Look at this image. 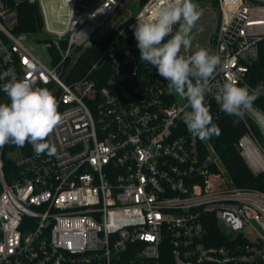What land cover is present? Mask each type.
<instances>
[{
    "label": "built area",
    "instance_id": "2783aa9c",
    "mask_svg": "<svg viewBox=\"0 0 264 264\" xmlns=\"http://www.w3.org/2000/svg\"><path fill=\"white\" fill-rule=\"evenodd\" d=\"M123 1L0 0V72L58 84L63 106L46 138L53 154L37 155L30 144L6 169L0 152V264H164L169 257L173 264H264V193L233 186L209 140L188 132L179 113L187 102L140 60L132 26L156 0L114 37L99 39L106 45L86 75L61 81ZM23 4L38 7L39 38L17 32ZM217 6L211 45L222 67L205 104L221 128L228 114L215 89L232 80L257 91L234 143L257 176L264 173V0ZM29 40L47 44L51 66ZM32 63L43 68L26 72Z\"/></svg>",
    "mask_w": 264,
    "mask_h": 264
},
{
    "label": "clouds",
    "instance_id": "9594fccd",
    "mask_svg": "<svg viewBox=\"0 0 264 264\" xmlns=\"http://www.w3.org/2000/svg\"><path fill=\"white\" fill-rule=\"evenodd\" d=\"M201 15L194 0H156L150 13L137 15L132 30L141 62L154 66L167 81L169 93L187 102L179 113L188 132L203 141L221 134L205 98L212 92L211 80L222 67V59L204 47L181 54L192 49L191 33ZM174 26L178 27L174 30ZM42 68L32 63L25 71L36 73ZM0 81H4L0 91L8 99L0 103V148L29 143L37 155L53 154L55 149L46 138L61 120L54 94L47 87L36 86L33 79L18 78L11 68L0 72ZM214 98L221 111L242 119L253 109L258 93L229 80L215 89Z\"/></svg>",
    "mask_w": 264,
    "mask_h": 264
},
{
    "label": "trees",
    "instance_id": "16d2710c",
    "mask_svg": "<svg viewBox=\"0 0 264 264\" xmlns=\"http://www.w3.org/2000/svg\"><path fill=\"white\" fill-rule=\"evenodd\" d=\"M147 0L140 1V8ZM217 1L215 8L217 9ZM43 20L38 10V7L30 4H23L19 8V24L17 32L29 34L39 38L42 34ZM106 45L105 41H100L92 47L80 60L78 65L72 71L68 83L79 79L86 75L87 70L98 59L101 51ZM264 61V58H263ZM47 87L49 90L51 86H39ZM0 97H6L4 93H0ZM58 102V112L61 113L62 104L59 103V94L55 95ZM7 98V97H6ZM221 134L219 136H212L209 140L216 152L221 156L225 171L229 178L233 182V186L241 189H253L259 190L264 193V173L255 176L244 163L240 154L236 150L234 143L244 133V127L240 121V118L227 115L222 123ZM30 151V144L26 143L23 147H17L13 144H6L0 148L2 158L5 162L6 169L11 168L12 160L8 157L9 153L18 152L20 154H28ZM216 232V229L212 230V233ZM164 264H173L172 260H167Z\"/></svg>",
    "mask_w": 264,
    "mask_h": 264
},
{
    "label": "rangeland",
    "instance_id": "374dc122",
    "mask_svg": "<svg viewBox=\"0 0 264 264\" xmlns=\"http://www.w3.org/2000/svg\"><path fill=\"white\" fill-rule=\"evenodd\" d=\"M140 1L141 0H135V6L129 12V14L125 16V12H123L105 31V33L100 39L109 40L110 38L114 37L115 29L122 28L128 20H130L139 12ZM216 1L217 0H194V2L198 5L199 9L202 11V15L197 21L196 27L194 29V31L197 32H195L192 36V49L189 51L190 54L192 51H195L198 47H204L208 49L210 53L214 54V49L211 45V38L214 34L218 20V11L215 8ZM28 44L34 47L36 55L46 66H51L50 51L47 48V44L45 42L37 43L35 41L29 40ZM181 54L185 55L186 53L182 50ZM20 156L21 154L18 152H12L8 155V157L12 161H18L20 159Z\"/></svg>",
    "mask_w": 264,
    "mask_h": 264
},
{
    "label": "water",
    "instance_id": "95a60500",
    "mask_svg": "<svg viewBox=\"0 0 264 264\" xmlns=\"http://www.w3.org/2000/svg\"><path fill=\"white\" fill-rule=\"evenodd\" d=\"M85 1V0H80ZM135 0H124L123 3H121L118 7V9L115 11V13L111 16V18L106 22V24L91 38L89 41L83 45L73 56V58L70 60V63L61 79L63 83H65L68 78L70 77L72 71L75 69V67L78 65L82 57L94 46L95 43L99 41V39L102 37V35L105 33V31L113 24V22L123 13H128V11H131L135 6ZM252 2L261 3L262 0H250ZM127 10V11H126ZM60 89V86L56 84L50 91L54 94V96L58 93ZM2 102H8V99L6 97H0V103Z\"/></svg>",
    "mask_w": 264,
    "mask_h": 264
}]
</instances>
